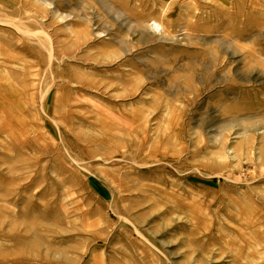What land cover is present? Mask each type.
Returning a JSON list of instances; mask_svg holds the SVG:
<instances>
[{
  "label": "rangeland",
  "instance_id": "rangeland-1",
  "mask_svg": "<svg viewBox=\"0 0 264 264\" xmlns=\"http://www.w3.org/2000/svg\"><path fill=\"white\" fill-rule=\"evenodd\" d=\"M0 264H264V0H0Z\"/></svg>",
  "mask_w": 264,
  "mask_h": 264
},
{
  "label": "bare ground",
  "instance_id": "bare-ground-1",
  "mask_svg": "<svg viewBox=\"0 0 264 264\" xmlns=\"http://www.w3.org/2000/svg\"><path fill=\"white\" fill-rule=\"evenodd\" d=\"M155 27H156V29H157V28H159L160 26L158 27V25H157V26H155ZM161 29H162V28H161ZM157 31H159V29H157Z\"/></svg>",
  "mask_w": 264,
  "mask_h": 264
}]
</instances>
